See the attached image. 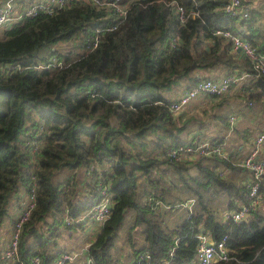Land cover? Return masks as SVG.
<instances>
[{"label":"trees","instance_id":"16d2710c","mask_svg":"<svg viewBox=\"0 0 264 264\" xmlns=\"http://www.w3.org/2000/svg\"><path fill=\"white\" fill-rule=\"evenodd\" d=\"M123 1L127 10L116 28L97 30L115 20L110 4L68 0L0 31V225L7 230L0 264H59L63 252L74 250L61 243L66 229L86 227L79 217L103 186L112 192L111 213L86 248L99 264H189L200 228L213 239L226 233L229 257L213 264H264V177L262 202L234 219L224 211L237 207V195L248 200L234 150L179 158L168 151L171 143L204 135L221 142L235 129L252 133L229 118L254 111L264 72L214 29L227 26L264 50V1L250 4L246 16L227 12L228 0ZM54 57L62 62L46 64ZM40 61L46 63L35 65ZM18 62L25 66L9 65ZM238 67L253 73L238 89L207 93L210 104L202 109L168 108L183 87ZM236 98L243 103L234 106ZM32 186L35 204L22 223L18 253L3 257L15 208ZM189 197L192 205L177 203ZM125 222L121 262L115 242Z\"/></svg>","mask_w":264,"mask_h":264},{"label":"built area","instance_id":"2783aa9c","mask_svg":"<svg viewBox=\"0 0 264 264\" xmlns=\"http://www.w3.org/2000/svg\"><path fill=\"white\" fill-rule=\"evenodd\" d=\"M68 0H1L0 1V29L6 26L7 23L22 19L25 15L35 14L39 11H52L59 7H62ZM96 3L110 4L114 21L100 26L97 30L102 28H116L119 21L125 16L127 10V4L123 0H91ZM177 4L178 12L182 14V5L174 1ZM250 4H253V0L243 2V0H228L225 3L224 8L229 13L240 12L241 15H248ZM223 35L229 36L232 41V50H240L247 55L253 63L255 69L264 72V50L259 49L255 44L251 43L250 39L240 32L232 31L229 27L218 25L214 29ZM99 35L95 34L93 39V45L98 41ZM78 50H81L79 48ZM54 57L53 61H40L36 63L37 66H42L44 63L50 64L53 62L61 63L62 60H57ZM9 65H16L17 67H24L21 62L10 63ZM252 72L249 69L238 67L234 71H230L217 76H207L199 78L193 85L185 86L180 92L168 101V108L174 112L185 110L195 100L206 97L207 93L223 94L231 89H238L239 85L252 76ZM232 84L234 87L232 88ZM235 115H230L231 125L235 122ZM260 128L254 134L251 141V146L243 152L241 155H236L233 158L234 163L241 164L243 172H246L242 181L247 184L248 200H242L238 195L235 200L238 201L237 207L233 209L225 210L226 216H232L234 219L246 217L251 209L260 204L261 196L259 192L260 180L264 177V117L261 121ZM232 127L228 129V133L232 131ZM217 137L212 138L210 135L200 136L193 140L179 141L178 143H171L168 145L169 153L179 158L181 156H196L198 154L209 153H230L231 149L227 147L224 141L217 142ZM22 198L20 199L17 207L15 208L16 216L12 223V227L9 234L8 242L3 245L1 256L12 258L18 253V239L22 228L23 221L29 216L34 204L36 196V188L31 187ZM102 196L92 204L91 207L86 209L79 218L87 220H95L100 225L105 218L111 213V201L112 192L108 190L106 186L102 187ZM194 197H189L187 200L177 201L178 204L192 205ZM158 203H162L166 206L176 203V201L165 202L162 199L158 200ZM176 203V204H177ZM100 227V226H99ZM198 237V244L195 253L196 264H213L220 258L229 257V247L226 242V233L221 235L219 239H213L208 229L200 228V231L196 233ZM89 244V243H88ZM88 244L85 248L88 247ZM85 248H82L86 250ZM81 250L65 251L57 259L56 263L61 264L68 258L75 257ZM149 252H145V256L148 257ZM82 264H99L96 260L87 253L85 260ZM142 264H152L150 261L144 260Z\"/></svg>","mask_w":264,"mask_h":264},{"label":"rangeland","instance_id":"374dc122","mask_svg":"<svg viewBox=\"0 0 264 264\" xmlns=\"http://www.w3.org/2000/svg\"><path fill=\"white\" fill-rule=\"evenodd\" d=\"M1 29H0V31H1ZM59 47L63 48V44H60ZM77 52H79V51H77ZM208 98L209 97H204V98H201V99H197L191 104V106L194 105V107H196V108L198 107V108L202 109L203 105L208 106L210 104V102L208 101ZM237 102H238L237 105H240V104L243 103L238 98H236L234 100V106H237V105H235V103H237ZM218 106L220 107V106H224V105L221 104V105H218ZM254 106H255V109H254L253 112H249V113H243V112H240V113L235 112L234 113L233 112V114L236 116L234 121L237 122V124L240 127H243L244 125L248 126L247 123L249 121H251V119H248V116H250V118L251 117L254 118V117H257V113H258V115L261 114L260 110L263 108V106L261 105V102L260 101H255ZM208 115H209L208 112H204L203 113V116H205V117H207ZM183 133H185V130L183 131ZM227 137L232 138L233 135L231 134V135H228ZM67 169L68 168L63 169V172L66 173ZM78 174H79V176H81V173H78ZM132 212H133V208L129 206L128 209H127V212H126V218H131ZM125 224H126V222L124 223V226L120 230V234L121 235L119 236V238L115 242L116 243L115 248L117 247L118 250L120 249L121 257H119V260L121 262L123 260L125 261V259L127 258L125 256L127 255V251L126 250H128V243L124 244V242H123V240H124L123 233H124V229H125L124 228ZM99 226H100V224L97 221L88 220L86 222V227H83V228L75 227V228L68 229V230L66 229V232L64 233V236L62 238L61 243L63 245H66V244L69 245L68 247H72V249H74V250L75 249L85 248V246L88 244L90 238L96 233V231L99 228ZM132 228H134L135 232L139 233L140 230H141V225L140 226H136V227L133 226ZM136 239H137L138 242H140L141 236H139V234H136ZM86 255H87L86 251L82 250L75 257L69 258L65 263H61V264H82L83 263L82 261L85 260Z\"/></svg>","mask_w":264,"mask_h":264},{"label":"crops","instance_id":"0c3cea01","mask_svg":"<svg viewBox=\"0 0 264 264\" xmlns=\"http://www.w3.org/2000/svg\"><path fill=\"white\" fill-rule=\"evenodd\" d=\"M263 1L264 0H258L257 2H253V4L262 3ZM258 101H260L261 102V105L263 106L262 109L260 108L261 109L260 110L261 111V114L258 115V113H257V117H254V118H252V117L250 118V116H248V119H251V121H249L247 124L252 129V133H250L247 136H245L242 133V132H244V130H241V132H240L239 129H235V131H232L231 132V134L233 135L232 138L224 137V139H223V141L227 145V147H229L231 150H234L232 152L236 153V155H238V156L241 155L243 152H245L249 148V146H251V141H252V139L254 137V134L256 133V131L258 130V128H260V126H261L260 124H261V121H262V119L264 117V95ZM235 124H236V126H239L237 124V122H235ZM236 142H239V147L238 148L233 147V146H235L234 144ZM245 174H246V172H243V168H242V169H240L237 172L236 177L242 180V178L245 176ZM6 238H7V230H6V227H4L3 225H0V246H2V244L5 242ZM75 250H81L82 251L84 249H75ZM68 259H66L62 263H65ZM192 259H193V261L190 262L189 264H195L196 263V259L194 257Z\"/></svg>","mask_w":264,"mask_h":264},{"label":"water","instance_id":"95a60500","mask_svg":"<svg viewBox=\"0 0 264 264\" xmlns=\"http://www.w3.org/2000/svg\"><path fill=\"white\" fill-rule=\"evenodd\" d=\"M258 0H253V2H257Z\"/></svg>","mask_w":264,"mask_h":264}]
</instances>
